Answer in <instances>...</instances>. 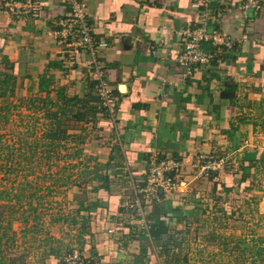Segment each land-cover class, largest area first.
<instances>
[{
    "label": "crops",
    "instance_id": "1",
    "mask_svg": "<svg viewBox=\"0 0 264 264\" xmlns=\"http://www.w3.org/2000/svg\"><path fill=\"white\" fill-rule=\"evenodd\" d=\"M10 1L0 0V81L10 75L15 87L13 96L0 101L26 105L38 95L43 101L49 91L54 102L62 90L60 99L71 102L69 108L88 107L90 129L93 123L98 128L89 132V155L103 164L108 190L89 193L95 207L89 209L92 231L82 264H132L134 259L159 264L157 251L167 246L170 232L152 241L145 227L157 219L168 229L175 219L196 216L192 209L215 195L264 202V0L259 10L247 8L246 0H210L211 29L235 45L218 51L208 67L188 78L177 57L183 51L179 33L199 18L194 0H79L87 4L93 38L109 45L98 63L117 99L113 115L96 96L91 56L74 60L53 37L68 4L30 0L40 8L39 18H33L11 16ZM63 121L71 128L68 119ZM200 156L224 165L202 175L196 165ZM153 160L179 162V187L144 199L140 221L126 203L143 196L137 187L144 188ZM259 214L264 217V211ZM95 255L100 262L92 263ZM4 262L9 263L7 257ZM42 264L61 262L52 256Z\"/></svg>",
    "mask_w": 264,
    "mask_h": 264
},
{
    "label": "rangeland",
    "instance_id": "2",
    "mask_svg": "<svg viewBox=\"0 0 264 264\" xmlns=\"http://www.w3.org/2000/svg\"><path fill=\"white\" fill-rule=\"evenodd\" d=\"M69 103L47 101L34 112L0 101V109H11L0 110V228L8 231L0 250L8 264H42L49 251H58L61 263L85 261L95 207L89 193L103 190L93 186L97 173L104 176L103 164L89 155V132L98 130L95 123L90 129L92 113ZM63 119L71 128L54 135ZM225 197L215 195L192 209L196 216L172 221L159 264H264V202Z\"/></svg>",
    "mask_w": 264,
    "mask_h": 264
},
{
    "label": "built area",
    "instance_id": "3",
    "mask_svg": "<svg viewBox=\"0 0 264 264\" xmlns=\"http://www.w3.org/2000/svg\"><path fill=\"white\" fill-rule=\"evenodd\" d=\"M64 2L68 4L69 11L66 19L60 24V30L53 33V37L60 47L69 51L72 59L77 60L84 54L91 56L97 76L96 96L102 108L113 115L117 99L98 63L100 53L106 51L109 45L97 42L93 38V25L88 19L87 4L84 1L64 0ZM246 2L247 8L259 10L262 6V0H246ZM6 6L11 16L28 14L33 18H39L38 2L11 0ZM192 9L198 13V21L179 33L183 51L177 57V62L184 71V78L191 76L198 68L208 67L215 60L218 51L229 52L235 45L231 38L217 29H211L210 0H194ZM208 44L213 47L212 51L205 49ZM196 165L202 175L208 176L212 172L219 171L224 163L213 157L200 156L196 160ZM179 171L180 164L175 160L152 162L144 188L137 187V191L143 196H137L134 202L126 203L140 221L144 220L143 200L149 202L155 199L159 190L165 193L175 191L179 187L176 180ZM145 228L149 232L150 227ZM113 233L114 231H109V234ZM66 264H79V262L68 259Z\"/></svg>",
    "mask_w": 264,
    "mask_h": 264
},
{
    "label": "trees",
    "instance_id": "4",
    "mask_svg": "<svg viewBox=\"0 0 264 264\" xmlns=\"http://www.w3.org/2000/svg\"><path fill=\"white\" fill-rule=\"evenodd\" d=\"M43 85H44V83H42V85H41V89H40L41 93L46 92V90H44V88H43ZM14 87H15V83H14L13 77L10 75H4L3 81L2 82L0 81V97L13 96L14 95ZM57 92H58L57 96L59 97V99L64 96V92L62 90H58ZM49 95H50V92L48 91L47 97L43 98L42 99L43 101H41V99H39V95L37 97H35L34 99L30 100L28 102L27 107H26L27 110H33L34 112L38 111L39 110V104H40L39 101H41L43 104H45L47 102L46 100H48L49 103H52ZM70 101H74V100H70ZM9 107L8 106L7 107H1L0 110L6 111L7 113H9V112H11V109ZM18 108L19 107H17V106L13 107V109H18ZM58 124L60 125V127H59V129H57L55 131L54 135H59L60 133L67 131V123L62 124L61 121H59ZM97 176L99 177V182H101L99 189H103V190L107 191L108 190V178H107V176L106 177L102 176L99 173H97ZM79 214H81V212H79ZM9 231H12V229L11 230L9 229ZM7 232L2 231L0 228V244L2 242H4V240L8 239V233ZM167 232H168V229L165 227L164 221L157 219L155 221V224L150 226L149 236L151 237L152 241H161L163 239V236L165 234H167ZM15 235H16V233H13V236H15ZM11 237H12V235H11ZM57 252L58 251H49V253L46 254L47 255L46 257L51 258L53 256V257L57 258L58 254H59ZM5 258H6V255H4V252L2 249V250H0V264H5V262H4ZM61 264H65V263L62 262Z\"/></svg>",
    "mask_w": 264,
    "mask_h": 264
}]
</instances>
